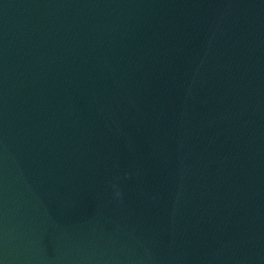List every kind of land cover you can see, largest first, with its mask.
Here are the masks:
<instances>
[{
    "label": "water",
    "instance_id": "1",
    "mask_svg": "<svg viewBox=\"0 0 264 264\" xmlns=\"http://www.w3.org/2000/svg\"><path fill=\"white\" fill-rule=\"evenodd\" d=\"M0 264H264V0H0Z\"/></svg>",
    "mask_w": 264,
    "mask_h": 264
}]
</instances>
